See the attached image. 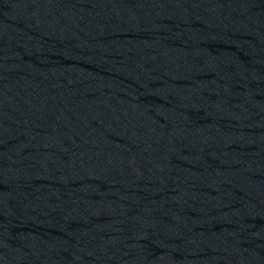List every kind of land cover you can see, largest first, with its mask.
<instances>
[{"label":"water","instance_id":"95a60500","mask_svg":"<svg viewBox=\"0 0 264 264\" xmlns=\"http://www.w3.org/2000/svg\"><path fill=\"white\" fill-rule=\"evenodd\" d=\"M0 264H264V0H0Z\"/></svg>","mask_w":264,"mask_h":264}]
</instances>
